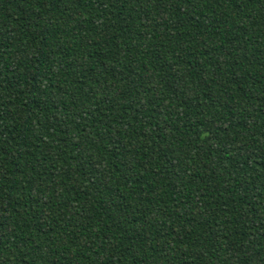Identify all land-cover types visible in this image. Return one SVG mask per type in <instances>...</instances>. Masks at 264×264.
<instances>
[{"label":"trees","instance_id":"1","mask_svg":"<svg viewBox=\"0 0 264 264\" xmlns=\"http://www.w3.org/2000/svg\"><path fill=\"white\" fill-rule=\"evenodd\" d=\"M0 264H264V0H0Z\"/></svg>","mask_w":264,"mask_h":264}]
</instances>
